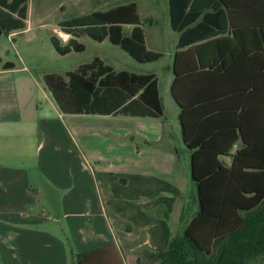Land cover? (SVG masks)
Instances as JSON below:
<instances>
[{
	"label": "crops",
	"instance_id": "crops-1",
	"mask_svg": "<svg viewBox=\"0 0 264 264\" xmlns=\"http://www.w3.org/2000/svg\"><path fill=\"white\" fill-rule=\"evenodd\" d=\"M88 1L75 0L77 6ZM29 2L24 30L28 28ZM135 2L145 46L147 50L161 52L160 60L164 52L148 46L143 27L146 23L151 27L157 25L158 19L154 15L142 17L139 2ZM247 9H236L233 19L238 28H244L249 20L243 14ZM166 16L171 28L168 0ZM231 21L224 33L229 39L227 44L220 51L212 44L209 59H217L218 64L224 63L225 69L232 71L221 84L231 88L247 86L241 96L243 101L254 84L264 85V30L262 34L247 30L235 33ZM132 27L123 25V33L128 35ZM174 32L170 64L166 66V99L154 73L163 103L159 117L63 113L45 88L49 94L44 95L47 107L43 110L42 102L38 104L27 91V85L35 84L34 79L9 76L25 71V66L0 67V246L5 247L6 255L3 260L13 264H76V254L81 253L78 264H158L159 258L153 253L165 247L171 221L175 224L183 220L181 212L187 204L182 198L183 178H171L179 158L171 126L162 121L168 103L181 135L180 109L170 91L179 36ZM15 33L20 32L8 35ZM66 34L68 38L62 44L71 36ZM209 83L219 86L214 80ZM255 98L259 102L263 96L258 92ZM90 116L96 120L86 118ZM133 134L141 144L132 139ZM181 141L185 146L182 135ZM239 146L240 142L231 154ZM29 153L36 155L33 166L26 164L25 155ZM221 159L229 165L232 156ZM165 193L171 194L172 197L167 196L170 200L162 199ZM140 246L146 248L142 256L136 254Z\"/></svg>",
	"mask_w": 264,
	"mask_h": 264
},
{
	"label": "trees",
	"instance_id": "trees-1",
	"mask_svg": "<svg viewBox=\"0 0 264 264\" xmlns=\"http://www.w3.org/2000/svg\"><path fill=\"white\" fill-rule=\"evenodd\" d=\"M248 8L244 28L233 19ZM170 26L179 33L170 85L179 106L178 119L190 150V176L196 188L197 210L182 232L169 233L157 250L158 264H264V85L254 84L247 98L243 88L225 86L232 75L225 64L209 59L228 42L230 27L262 34L264 0H168ZM28 0H0V35L26 28ZM70 34L66 43L51 35L55 50L65 55L82 51L76 37L107 38L138 62L158 60L161 52L147 50L135 1L120 2L57 23ZM123 25H132L128 35ZM223 57V54H220ZM223 61V59H222ZM11 69L14 63L2 62ZM219 86H210L209 81ZM44 88L63 113L159 117L163 103L154 73L115 71L99 57L67 71L66 78L43 76ZM259 92L263 99L257 102ZM240 146L231 154L233 147ZM231 155L228 165L221 157ZM186 208L181 212L184 219ZM82 256L76 254V264Z\"/></svg>",
	"mask_w": 264,
	"mask_h": 264
},
{
	"label": "rangeland",
	"instance_id": "rangeland-1",
	"mask_svg": "<svg viewBox=\"0 0 264 264\" xmlns=\"http://www.w3.org/2000/svg\"><path fill=\"white\" fill-rule=\"evenodd\" d=\"M126 1L130 0H113L112 2L89 0L86 5L77 6L75 0H46V2L30 0L28 28L20 33L0 35V57L2 60L11 61L18 68L23 66L26 68L23 72L15 71L9 73V76L26 77L29 80L31 78L34 79L35 84L27 85V91L36 97L38 104L42 102L43 110H46L47 102L44 95L49 93L44 91L43 76L45 74H55L66 78L67 71L75 70L80 64L89 62L97 56L114 70L155 73L159 79L161 94L166 99L167 93L169 94V89L165 84L168 72L166 66L170 64V52L176 37V33L167 23L166 0H132L139 2L140 15L142 17L154 15L158 19L157 25L152 27L149 23L143 24L147 34L148 46L157 47V49H161L164 52V57L158 61L140 63L118 45L112 44L107 38L97 41L86 34L76 37L77 41L83 44L84 49L82 51H71L65 55L59 54L50 41L51 35H57L63 42L68 38L65 32L56 31L58 21L67 20L83 13L88 14L95 10H106L110 6ZM172 110L171 105L167 103L165 117L162 119L165 125L171 126V134L175 138V151L179 158L174 175L171 178H183L182 182L185 186V191L182 198L187 203L185 205L187 213L182 221L175 222L176 225L174 224V213L172 212L173 221H171L170 233L176 234L183 231L191 216L197 210V201L195 198L196 188L190 176V151L182 144L181 135L176 125V118ZM86 118L96 120L94 116ZM66 123L69 122L66 121ZM72 131L74 132L73 129ZM133 135L132 139L141 144V140L137 138V135ZM25 160L27 165L33 166L36 161L35 153L25 155ZM162 195L164 200H167V196L172 197L171 194L165 193ZM175 226L176 228H174ZM4 249L5 247L0 246V264H13L6 259L3 260L6 256L3 253ZM144 249L146 250L145 247H138L136 254L142 256ZM153 255L157 256L155 253Z\"/></svg>",
	"mask_w": 264,
	"mask_h": 264
}]
</instances>
